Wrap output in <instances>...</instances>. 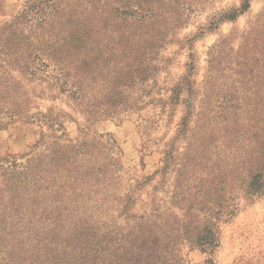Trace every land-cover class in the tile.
I'll list each match as a JSON object with an SVG mask.
<instances>
[{
    "label": "trees",
    "instance_id": "obj_1",
    "mask_svg": "<svg viewBox=\"0 0 264 264\" xmlns=\"http://www.w3.org/2000/svg\"><path fill=\"white\" fill-rule=\"evenodd\" d=\"M178 1L26 0L12 21L0 24V122L43 118L53 131L24 159L0 157V264H186L180 255L183 244L203 250L217 246L213 236H202L208 227L201 230L198 222L180 224L163 217L156 222L153 215L131 214V190L119 199L129 221L125 233L107 228L104 218L112 215L113 220L108 210L121 184L116 143L87 132L73 139L59 117L53 116V108L43 113L36 103L48 91L50 101L64 99L90 124L114 115L118 106H124L121 96L108 94L99 102L87 93V80L97 73L93 67L101 49L115 36L119 58H130L140 67L136 72H141L147 30ZM249 7L244 4L225 19L233 20ZM100 105L110 108L100 110ZM199 115L187 113L176 140H189L187 155L192 152L195 160L191 169L201 172L199 189L205 193L212 186L213 173L205 167L210 161L208 142H202L211 133L201 130L203 137L198 140L190 121L198 117L202 128L206 121ZM255 120L256 113H246V150L232 154L233 186L244 197L264 194V125L259 115L258 124ZM188 210L186 214L192 213L193 203Z\"/></svg>",
    "mask_w": 264,
    "mask_h": 264
},
{
    "label": "rangeland",
    "instance_id": "obj_2",
    "mask_svg": "<svg viewBox=\"0 0 264 264\" xmlns=\"http://www.w3.org/2000/svg\"><path fill=\"white\" fill-rule=\"evenodd\" d=\"M25 2L0 0V24L12 21ZM244 4L250 5L245 13L225 19ZM162 13L160 22L147 30L141 72L130 58H119L115 36L100 46V60L93 67L97 73L88 77L87 93L99 102L108 94L121 96L124 106H118L114 115L90 124L64 99L50 101L48 91L36 103L43 113L53 108V116L59 117L71 138L87 132L116 143L121 184L108 210L113 220L112 215L104 218L107 228L125 233L128 220L119 199L131 190L135 216L153 215L156 222L161 217L180 224L198 222L201 230L208 227L202 236H213L217 246L203 250L183 244L180 255L186 264H264V194H236L230 174L233 152L246 150V113H256L254 123L264 125V0H179ZM190 111L206 121L202 128L198 117L190 121L198 140L201 130L211 133L202 142H208L210 161L205 167L213 173L205 193L199 189L201 172L191 169L195 160L192 152L187 155L189 140H176ZM52 133L43 118L0 122V157L24 159L37 151L44 135ZM191 203L194 210L186 214Z\"/></svg>",
    "mask_w": 264,
    "mask_h": 264
}]
</instances>
